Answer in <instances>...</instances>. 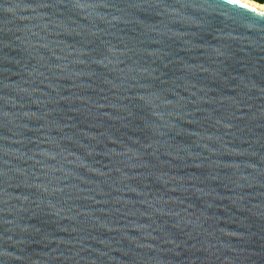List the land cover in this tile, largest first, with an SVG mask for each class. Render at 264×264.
<instances>
[{
  "label": "water",
  "instance_id": "95a60500",
  "mask_svg": "<svg viewBox=\"0 0 264 264\" xmlns=\"http://www.w3.org/2000/svg\"><path fill=\"white\" fill-rule=\"evenodd\" d=\"M0 264H264V8L0 0Z\"/></svg>",
  "mask_w": 264,
  "mask_h": 264
},
{
  "label": "bare ground",
  "instance_id": "6f19581e",
  "mask_svg": "<svg viewBox=\"0 0 264 264\" xmlns=\"http://www.w3.org/2000/svg\"><path fill=\"white\" fill-rule=\"evenodd\" d=\"M246 1L251 2V3H253V4L257 5V6H260V7L264 8V3L260 2L258 0H246Z\"/></svg>",
  "mask_w": 264,
  "mask_h": 264
},
{
  "label": "trees",
  "instance_id": "16d2710c",
  "mask_svg": "<svg viewBox=\"0 0 264 264\" xmlns=\"http://www.w3.org/2000/svg\"><path fill=\"white\" fill-rule=\"evenodd\" d=\"M258 1H260V2H263V3H264V1H263V0H258Z\"/></svg>",
  "mask_w": 264,
  "mask_h": 264
},
{
  "label": "rangeland",
  "instance_id": "374dc122",
  "mask_svg": "<svg viewBox=\"0 0 264 264\" xmlns=\"http://www.w3.org/2000/svg\"><path fill=\"white\" fill-rule=\"evenodd\" d=\"M264 1V0H263Z\"/></svg>",
  "mask_w": 264,
  "mask_h": 264
}]
</instances>
